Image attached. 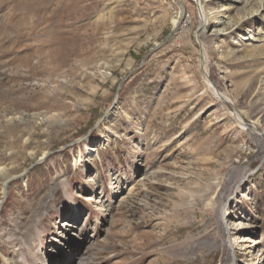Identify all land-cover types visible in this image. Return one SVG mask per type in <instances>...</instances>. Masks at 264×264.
<instances>
[{"label":"rangeland","instance_id":"obj_1","mask_svg":"<svg viewBox=\"0 0 264 264\" xmlns=\"http://www.w3.org/2000/svg\"><path fill=\"white\" fill-rule=\"evenodd\" d=\"M199 1L0 0V264H264V23Z\"/></svg>","mask_w":264,"mask_h":264},{"label":"bare ground","instance_id":"obj_2","mask_svg":"<svg viewBox=\"0 0 264 264\" xmlns=\"http://www.w3.org/2000/svg\"><path fill=\"white\" fill-rule=\"evenodd\" d=\"M195 2H198L199 3V5H200V1L199 0H194ZM246 2H247V4L248 5H256V11L255 12H257V13H255V14H261V15H258V16H260V18L262 19V21H263V23H264V0H246ZM198 6V5H197ZM200 9L201 8H199V11H200ZM198 11V12H199ZM202 13V12H201ZM203 14V13H202ZM203 17V16H202ZM202 17H201V19H200V28H202V26H204V21H206V20H202ZM205 28V27H204ZM203 29V28H202ZM199 37V36H198ZM199 40V39H198ZM201 48H202V52H201V60H202V68H203V72H204V78H205V80H206V83H207V85H208V87H209V89L212 91V93H213V95L217 98V99H219V100H221L222 99V101H226V102H228V99H227V97L224 95V94H222L221 92L219 93L216 89H215V87L214 86H212V84L210 83V80L208 79V76H209V74H207L206 75V73L208 72V66H207V64H206V62H207V56H206V54H205V50H204V48L201 46ZM232 104V103H231ZM261 114V113H260ZM233 115V114H232ZM234 116L235 117H237V119H238V122H239V124H241V125H245V127H250V128H253L252 130L253 131H255L256 133H257V131H259V130H257L256 129V127H255V125H254V123L256 124V125H258L256 122H257V118H258V116H256V119L254 120V121H244V119H243V117H240V115H239V112H237V110L236 111H234ZM236 119V120H237ZM259 136H261L259 133H257ZM263 134H264V132H263ZM1 171V170H0ZM222 218L224 219V216H222ZM39 253V252H38Z\"/></svg>","mask_w":264,"mask_h":264},{"label":"water","instance_id":"obj_3","mask_svg":"<svg viewBox=\"0 0 264 264\" xmlns=\"http://www.w3.org/2000/svg\"><path fill=\"white\" fill-rule=\"evenodd\" d=\"M198 43H199V40H198ZM199 49H200V54H201V52H202L201 51L202 50L201 46H199ZM208 79L210 80V83L212 84V86H214V84H213V82H212V80H211V78L209 76H208ZM228 103H230V102H228Z\"/></svg>","mask_w":264,"mask_h":264}]
</instances>
